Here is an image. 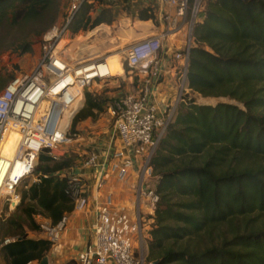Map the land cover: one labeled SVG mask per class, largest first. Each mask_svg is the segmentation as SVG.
Here are the masks:
<instances>
[{"label":"trees","instance_id":"obj_1","mask_svg":"<svg viewBox=\"0 0 264 264\" xmlns=\"http://www.w3.org/2000/svg\"><path fill=\"white\" fill-rule=\"evenodd\" d=\"M60 1L0 0V56L31 54L34 39L62 20ZM97 2L76 14L72 36L114 22L113 5ZM140 19L155 16L144 10ZM187 77L191 92L234 103L179 105L150 163L149 185L159 201L146 218V263L264 264V0H206ZM13 79L0 81V89ZM111 101L87 92L71 131L107 112ZM77 159L40 155L34 172L40 181L21 192L7 222L19 233L4 238L13 236L1 248L4 264L40 263L50 253L53 244L42 237L36 217L57 224L74 211L68 171ZM27 229L41 238H30Z\"/></svg>","mask_w":264,"mask_h":264},{"label":"built area","instance_id":"obj_2","mask_svg":"<svg viewBox=\"0 0 264 264\" xmlns=\"http://www.w3.org/2000/svg\"><path fill=\"white\" fill-rule=\"evenodd\" d=\"M161 1L165 8L164 31L155 37L131 41L124 51L122 66H127L128 78L133 82L136 77L141 87L114 98L108 107L114 138L121 144V149L113 151L111 172L122 183L137 175L132 185L135 204L132 212L128 211L115 206L109 194L99 207L93 242L78 254L75 264H147L148 227L142 208L145 205L146 209L154 210L159 201L154 187L149 185L150 163L190 91L187 77L190 52L194 30L204 18L206 0ZM116 2L101 0L105 6ZM66 4L62 20L41 39L40 57L34 70L13 79L0 93V147L8 133L18 135L12 152H8L11 156L0 154V221L4 212L11 214L20 205V188L30 180L40 181L34 172L42 153H47L53 161L65 157L64 149L74 142L70 136L72 121L85 106L87 92L106 81L126 76L125 70L123 76H112L107 58L76 62L66 54V47L60 48L63 41H73L70 26L76 14L82 7L97 6L98 2L66 0ZM175 34L183 36L182 48L173 54L181 66L177 94L159 115L150 85L163 75L159 60L163 41ZM84 166L97 171V189L102 188L107 172L96 151H90ZM69 193L74 200V211L86 210L89 200L81 177L69 176ZM36 220L42 237L55 245L67 226L68 216L57 224L42 216ZM11 242L12 239L1 242L0 252Z\"/></svg>","mask_w":264,"mask_h":264},{"label":"crops","instance_id":"obj_3","mask_svg":"<svg viewBox=\"0 0 264 264\" xmlns=\"http://www.w3.org/2000/svg\"><path fill=\"white\" fill-rule=\"evenodd\" d=\"M144 10L152 12L155 16V20L140 19V15ZM164 11L165 8L161 0H117L112 6L113 15L117 16L121 22L129 23L130 28L133 29L132 35H134V38L131 39V41H140L160 35L165 28L162 21ZM137 23L149 25L140 29L135 27ZM102 26L105 25L103 24ZM117 33H115L114 36V38H116L115 42L119 41V39L117 40ZM182 42L183 36L181 34L172 35L163 41L162 50L159 54L163 75L158 80H152L150 85L154 95L153 102L159 110V115L163 114L165 108L169 102L174 99L177 93L181 66L180 62L174 60L173 54L182 48ZM124 77L128 80V90L125 92L119 91L115 94V98H120L128 92L138 91L141 87L138 80L136 84H133L127 75ZM90 141L96 142V144L98 142L97 145L95 144L97 147H93L92 150L98 153L99 162L102 166L104 165L106 169V182L102 188L97 189V171L86 168L84 163L81 162L76 163V165L68 171V176H79L82 178L84 193L85 196L88 197L89 204L86 210L82 212L73 211L67 215L68 223L61 235L60 241L53 245L52 250L47 255L49 264L76 263L78 254L85 251L93 242L94 227L97 222L99 207L109 194H112L115 206L126 208L131 212L133 210L135 196L132 185L135 183L137 175L133 174L132 178L127 183L117 182L113 177L111 172L113 151L115 149H121V144L114 138L113 130L108 137V141L100 137H95ZM77 162H79V160ZM145 215L147 217L153 215V210L146 209ZM33 234L32 238H41L38 237L37 233Z\"/></svg>","mask_w":264,"mask_h":264},{"label":"rangeland","instance_id":"obj_4","mask_svg":"<svg viewBox=\"0 0 264 264\" xmlns=\"http://www.w3.org/2000/svg\"><path fill=\"white\" fill-rule=\"evenodd\" d=\"M206 2V1H205ZM66 0L60 1V10L61 14L66 9ZM61 17V16H60ZM115 20L112 24H104L105 26L109 27L112 31V34L108 35L107 33H104V30H100L97 35L90 38L87 42L88 45H93L95 47V50H97L98 56L90 57L91 50L79 52V58L75 60L76 62H87L90 60H97V59H103L108 58L112 55H120L123 57L125 55V49L127 48L128 44L131 42V40H126L122 44L117 41L115 43H111V37L115 36V33L118 32L121 27H123V22L117 17L114 16ZM60 21V18L59 20ZM103 24L99 25L98 27H101ZM96 27V28H98ZM96 28L93 30L87 32V33H79L72 37V40H76L79 37H87L91 32H93ZM102 32V33H100ZM42 38H35L34 39V46H33V52L28 55H20L17 51H11L4 53L0 56V81L2 80H8L11 76H14L15 78L19 77L22 74L31 72L34 70V67L37 63V58L40 53V42ZM65 41H63L60 45V48L66 47L65 52L68 54V56L74 60L72 53L70 51V48L72 47V41L69 42L68 45H64ZM68 49V50H67ZM101 50V51H100ZM81 56V57H80ZM83 57V58H82ZM123 63V59H122ZM122 74L124 75V70L126 71V75L128 77V68L127 66H124L122 68ZM179 80V79H178ZM128 80L125 77L121 78H115L109 81H106L105 83H102L100 86L91 88L90 93H99L100 95L104 96L105 98L112 99L115 98V94H117L119 91L125 92L127 91V83ZM4 89H0V93ZM177 94V93H176ZM186 102L195 101L198 105H206V106H216L220 103H234L233 101L226 99V98H219V99H212V98H203L199 94H195L191 91L189 93H186ZM211 99V100H210ZM205 100V101H204ZM215 100V101H214ZM217 101V102H216ZM84 108V107H83ZM80 111V110H79ZM78 111V112H79ZM113 130V120L108 114V108L107 112L100 115L97 119H89L85 122L80 123L76 128V134H74L72 131H70V136L74 139V142L67 146L64 151H66V155H72L77 156L78 160H76V163H84L86 161V158L93 147H95L97 144L96 142H91L90 140H93L95 137H100L106 141H108V137L110 136L111 131ZM100 134V135H99ZM7 136V135H6ZM4 137V139L6 138ZM5 140L3 141V143ZM96 144V145H95ZM97 147V146H96ZM36 176V175H35ZM31 184H33V181L30 180L26 182L21 188L20 191L27 189ZM146 206H143V214L146 212ZM4 212L2 219L0 221V243L3 242L5 239L6 234H17L19 231L17 229H12L8 225V220L10 218H13V213L11 214H5ZM149 221V220H147ZM150 224V221L148 222ZM149 226L150 230V225ZM28 236L30 238L33 237V232L29 231L27 229ZM13 236L7 237L6 239H12ZM0 264H4L3 257L0 255Z\"/></svg>","mask_w":264,"mask_h":264},{"label":"bare ground","instance_id":"obj_5","mask_svg":"<svg viewBox=\"0 0 264 264\" xmlns=\"http://www.w3.org/2000/svg\"><path fill=\"white\" fill-rule=\"evenodd\" d=\"M148 25L142 24V23H137V24H135V27L143 29V28H145V26H148ZM100 30H104V33H107L108 35L111 34V30H110L109 27L101 26V27H98L97 29H95L93 32H91L87 37H79L76 40L72 41V47L70 48V51L72 53V56H73L74 60H77L79 58V52H84V51H88V50H91L90 51L91 52L90 57L98 56L99 52L97 50H95V47L93 45H88L87 42H88V40L90 38L95 36V34L97 35V33ZM100 33H102V32H100ZM132 33H133V29L130 28L129 23H123V27H121V29L116 34V36L118 37L117 40L119 39V42L121 44L124 41H126V40L127 41L131 40V39L134 38V35H132ZM115 41H116V38L113 37L111 39V43H115ZM67 44H69V42L65 41L64 45H67ZM122 59H123V61L125 60V56L124 55H123V57L120 56V55H113V56H110L107 59V63L109 65L108 68H109L110 74L112 76H114V77L123 76V74H122V71H123L122 70V68H123ZM90 60H91V58H90ZM17 139H18V135L17 134L8 133L6 138L4 139L5 142L2 143V146L0 147V154H2L3 156L8 155V152L11 151V148L13 147V145L16 142ZM10 153L8 155L9 157L11 156Z\"/></svg>","mask_w":264,"mask_h":264},{"label":"water","instance_id":"obj_6","mask_svg":"<svg viewBox=\"0 0 264 264\" xmlns=\"http://www.w3.org/2000/svg\"><path fill=\"white\" fill-rule=\"evenodd\" d=\"M237 105H239V104H237ZM40 264H49L48 257L44 258V259L42 260V262H40ZM152 264H158V262H154V263H152Z\"/></svg>","mask_w":264,"mask_h":264}]
</instances>
